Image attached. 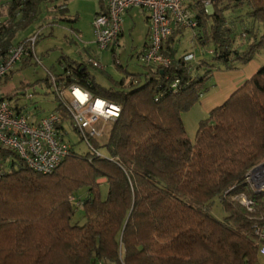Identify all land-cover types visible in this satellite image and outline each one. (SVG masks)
Masks as SVG:
<instances>
[{"label": "trees", "instance_id": "16d2710c", "mask_svg": "<svg viewBox=\"0 0 264 264\" xmlns=\"http://www.w3.org/2000/svg\"><path fill=\"white\" fill-rule=\"evenodd\" d=\"M57 1H6L0 62L21 33L40 21L43 7H55ZM209 1L211 14L202 0L190 3L199 24L194 37L203 47L214 46L213 62L202 75L194 74V62L175 58L170 44L183 30L164 47L172 60L169 68L144 66V73L109 88L96 82L92 64L64 58L66 68L58 76L65 87L79 85L122 111L101 138L91 139L100 155L87 145L88 151L79 153L72 144L71 155L50 174L15 159L0 179V264H257L255 228H264V192L253 191L246 175L264 162V65L200 121L195 143L182 115L207 92L213 71H234L264 49V29L245 50L238 49L225 16L246 7L248 16L264 26V0ZM176 79L181 85L174 93ZM100 179L108 185L106 198ZM82 189L88 192L84 199L77 195ZM241 194L253 201L252 208L234 200ZM73 197L82 201V210ZM217 199L223 220L211 212ZM78 213L80 222L74 223Z\"/></svg>", "mask_w": 264, "mask_h": 264}, {"label": "built area", "instance_id": "2783aa9c", "mask_svg": "<svg viewBox=\"0 0 264 264\" xmlns=\"http://www.w3.org/2000/svg\"><path fill=\"white\" fill-rule=\"evenodd\" d=\"M103 7L93 21L95 40L102 51L117 47L122 33L124 15L132 9L146 11L150 15L148 45L141 54L140 62L144 66L169 68L172 60L164 53V45L175 30L197 33L199 24L190 7L191 0H101ZM207 13H212L209 0H202ZM39 33L15 44L6 59L0 62V82L6 79L14 69L26 59H33L41 64L36 54ZM186 63H193L197 56L188 52L183 57ZM30 60V61H31ZM96 69L101 63L89 59ZM118 65H121L117 60ZM48 85L52 90L57 107L47 115H41L37 106L34 110L26 104L13 105L11 100L0 96V179L12 167L15 159L22 161L31 170L40 174L54 172L71 155L73 145L68 140L64 124L69 121L74 132L94 153L100 155L90 144L91 139L101 138L107 131V125L115 122L121 114V107L100 97H95L89 90L73 84L63 85V78L47 70ZM133 81L132 85H136ZM181 81L176 79L171 90L177 93ZM26 99L34 100L32 94ZM34 103L33 105H36ZM66 116L67 119L63 117ZM14 154L5 159L2 152ZM246 181L256 193L264 192V162L246 175ZM234 200L246 208H252L253 201L241 194ZM77 210L83 209L81 200L71 198ZM255 234L264 250V228L256 227ZM94 264H105L97 261Z\"/></svg>", "mask_w": 264, "mask_h": 264}, {"label": "rangeland", "instance_id": "374dc122", "mask_svg": "<svg viewBox=\"0 0 264 264\" xmlns=\"http://www.w3.org/2000/svg\"><path fill=\"white\" fill-rule=\"evenodd\" d=\"M6 1L0 0L1 21H5L8 14L9 4ZM100 2V0H67L68 10L64 14H62L61 8L54 7V4L49 3L44 6L40 21L45 18L46 22L42 23L41 26L38 25V22L35 23L28 30L22 32L16 41V43L20 42L33 34L39 33L36 54L41 58L42 63L37 64L33 59H29L31 65L23 66L24 64H19L9 78L0 82V96L12 99L13 105L26 104L32 110L37 106L41 108V110L39 109L41 115L49 114L57 107L58 103L46 82L47 70H53L56 74L54 70L59 71V61H63L64 58L79 61L82 59L81 54L85 53L98 55L102 68L90 67V72L95 77L96 82L103 87H109L112 82H120L125 77L145 71L144 65L138 61L137 53L141 52L146 42L147 13L140 9H132L123 20L124 35L120 38V45L102 51L96 43L93 27L95 10L100 9ZM63 3H65V0L61 1V4ZM55 8L56 11H54ZM247 12L248 9L245 7L229 10L225 15L229 26L233 29L236 46L240 50H245L249 41L251 42L254 39L253 35L262 34L264 29L263 24L254 22ZM40 28L41 30L38 31ZM243 33L249 34V39L242 37ZM180 40V42H177L178 57L189 51L194 52L197 59L192 66L197 67V69L193 72L195 75H202L207 69L206 64L213 62L214 46L212 44H208L206 47L201 46L198 37H194L192 31H186L180 37ZM113 51H116L117 59L122 63L123 69L119 67L118 63H114L113 56L115 53ZM256 56L260 60L264 56V49ZM206 86L210 88L211 83L207 82ZM28 94L34 96L32 102L26 99ZM34 103L37 104L33 105ZM182 118L188 138L195 143L202 118L198 105L196 104L188 112L183 113ZM64 127L68 132L67 138L75 145L76 151L86 153L88 147L84 142H81L80 137L71 128L69 121L64 124ZM109 129L110 124L107 125L106 131ZM101 141H106V137ZM99 151L107 155L106 150L100 149ZM100 192L102 198H106L108 192L106 183L100 185ZM87 193L86 189H82L77 195L84 199L87 197ZM211 212L218 220H223L225 217L218 199L214 201ZM79 215L80 213L75 217L74 223L79 221ZM81 223L83 222L81 221ZM257 264H264V250L261 248Z\"/></svg>", "mask_w": 264, "mask_h": 264}, {"label": "crops", "instance_id": "0c3cea01", "mask_svg": "<svg viewBox=\"0 0 264 264\" xmlns=\"http://www.w3.org/2000/svg\"><path fill=\"white\" fill-rule=\"evenodd\" d=\"M61 1L62 0H58L57 2H55V6H56V8H61L62 14H64V12H66L68 10L67 4H66L67 0H65V3H63V4H61ZM102 7H103V4L101 1L100 2V9L97 8L95 10V17L99 13V11L101 10ZM56 8L54 9V11L57 10ZM143 12L147 13V15H148V17H146V20H147L146 42H145L141 52L137 53V58H139L141 56V54L147 48L148 35H149V30H150V19H149L150 15L146 11H143ZM129 13H130V11L124 15L123 20ZM95 17H94V19H95ZM44 19L42 21L38 22L39 26H41L42 23L46 22L45 21L46 19L45 20ZM39 30H41V28L38 29V31ZM175 31H178V30H175ZM185 32L186 31H184L182 34L175 35L173 42H171V44L169 43L175 51V58L176 59H179L188 53L187 52V53L183 54L181 57H178V53H177V42L181 41L180 37L183 36ZM123 35H124V28L122 26V33H121L120 38ZM120 42H121V39H119L118 45H120ZM168 42H170V41L167 40L165 45H167ZM165 45H164V47H165ZM113 52L115 53L114 55L117 54L116 51H113ZM189 52H192V51H189ZM81 55H82V59H80L79 61H76V60H74V61L81 63V62H89V59H94L100 63V60H99L97 54H90V53L86 54L85 53V54H81ZM116 57H117V55H116ZM25 61L26 60H24L21 64L23 65L25 63ZM138 61H140V58L138 59ZM64 62L65 61H59L58 62L60 65L59 71L57 69L54 70V71H56L57 75L62 74L65 71L66 66H65ZM263 63H264V56L261 57L260 60L256 56L249 64H247L245 66H238V68L234 71H225V70L224 71H213L212 74L210 75V78L208 81L209 83H211V86H209L210 88H208V86H206L207 92L202 96L200 101L197 103L198 110H199L201 117H202L201 120L208 118V116L210 115L212 110L223 105L236 90H238L247 80L252 78L258 72V70L262 67ZM121 65H122V63H121ZM142 73H144V71H142ZM130 79H131V77H125L122 80H125V82L128 83ZM109 87H106V88H109ZM42 100H46V99H42ZM38 109L41 110L40 107H38ZM54 110H56V108ZM54 110H52L51 112H53ZM99 182L101 184L106 183V180L100 179Z\"/></svg>", "mask_w": 264, "mask_h": 264}]
</instances>
